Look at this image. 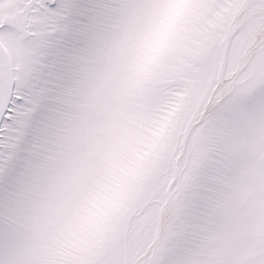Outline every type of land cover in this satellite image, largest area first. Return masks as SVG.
<instances>
[{
	"label": "snow or ice",
	"instance_id": "6c2138e0",
	"mask_svg": "<svg viewBox=\"0 0 264 264\" xmlns=\"http://www.w3.org/2000/svg\"><path fill=\"white\" fill-rule=\"evenodd\" d=\"M0 264H264V0H0Z\"/></svg>",
	"mask_w": 264,
	"mask_h": 264
}]
</instances>
